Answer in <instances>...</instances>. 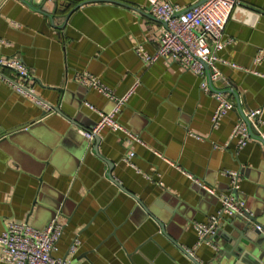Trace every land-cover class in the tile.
Instances as JSON below:
<instances>
[{
  "label": "crops",
  "instance_id": "obj_1",
  "mask_svg": "<svg viewBox=\"0 0 264 264\" xmlns=\"http://www.w3.org/2000/svg\"><path fill=\"white\" fill-rule=\"evenodd\" d=\"M163 1L186 10L202 0ZM239 1L214 83L238 100L223 94L236 107L213 128L217 101L199 76L136 55L138 46L149 55L159 47L161 27L148 14L149 0H0V39L8 43L0 45V60L20 58L44 102L58 106L61 89L68 98L63 115H44L0 79V131L14 133L0 142V234L11 222L42 230L56 215L64 230L54 256L76 264H194L179 247L206 264L220 251L212 240L199 243L195 225L217 215L220 203L194 179L230 195L225 172H236L246 208L255 210V195L264 196V147L249 141L240 148L232 138L239 105L246 116L262 109L264 121V0ZM0 73L21 82L10 69ZM83 74L119 96L133 90L117 119L140 143L109 129L98 144L80 135L99 119L87 104L105 113L114 106L81 84ZM140 203L160 215L174 211L170 233L179 247ZM229 220H222L219 242L232 231Z\"/></svg>",
  "mask_w": 264,
  "mask_h": 264
},
{
  "label": "built area",
  "instance_id": "obj_2",
  "mask_svg": "<svg viewBox=\"0 0 264 264\" xmlns=\"http://www.w3.org/2000/svg\"><path fill=\"white\" fill-rule=\"evenodd\" d=\"M240 5L239 0H206L200 5L184 10L167 1L149 0L148 14L161 27L159 47L154 55L147 54L142 46L136 47L135 53L146 64L164 59L179 65L185 72L199 76L202 79L201 89L209 91L207 70L210 72V79L213 84L220 80L221 73L217 68L218 53L224 50L228 44L225 37L226 25L235 8ZM0 45H8V43L0 39ZM0 67L14 71L21 79V82H17L0 73V79L5 80L14 92L39 106L45 113L53 111L50 105L35 94L34 86L30 83L32 80L30 70L20 58L2 59L0 60ZM80 82L84 86L98 91L114 104L109 113L87 104V107L96 113L99 119L91 130H81L83 137L90 144H93L95 138L104 129H109L113 132L126 134L130 143H140L141 140L138 136L130 133L117 119L133 90L128 94L119 96L89 74L81 75ZM213 97L217 101V108L212 123L213 128H218L221 120L229 112L235 110L236 106L223 94L214 93ZM262 113L263 110L258 109L247 115L256 129L264 127V121L261 119ZM232 138L238 140L240 148H243L249 141L259 143L250 137L248 127L242 118H239L234 126ZM134 156V152L129 153L125 161L129 163ZM225 175L231 179L233 190H239V174L225 172ZM194 181L208 194L216 197L220 203L217 215L210 217L207 223L195 225L199 243H209L210 239L221 228L224 217L231 218L242 215L248 210L244 201L234 198L231 194H218L199 180L194 179ZM63 230L64 226L56 219L42 230H38L28 223L11 222L0 234V260L7 264H72L54 256ZM77 245L78 240L76 239L70 248V252L74 253Z\"/></svg>",
  "mask_w": 264,
  "mask_h": 264
},
{
  "label": "water",
  "instance_id": "obj_3",
  "mask_svg": "<svg viewBox=\"0 0 264 264\" xmlns=\"http://www.w3.org/2000/svg\"><path fill=\"white\" fill-rule=\"evenodd\" d=\"M205 1L206 0H202L197 5H200ZM57 11H58V4L56 3L54 10L48 13L50 16H53L57 13ZM207 80L210 89L214 93L231 94L234 95L238 100V95L233 90L226 89L224 91H219L214 88V84L210 79L209 70H207ZM59 92L61 94V97L58 106H53L49 103L47 104L50 105L53 110L51 113L56 112L58 114L63 115L61 111V107L63 104L67 103L68 98L65 90L61 89L59 90ZM238 108L241 118L245 121L248 127L250 137L258 141L259 144L264 147V137H263L264 130L262 128L256 129V127L252 124V121L247 118L245 112L240 108V105ZM44 115H47V113L44 112ZM94 126L95 124L91 128L83 131L91 130ZM23 129L28 130L29 128L26 127ZM19 131L20 129L16 130L17 133H19ZM13 135H14L13 132H9L7 134L1 133L0 142L5 140L6 141L13 140ZM80 135L83 137L82 134ZM95 142L96 144H98L99 136L95 138ZM204 193L207 192L204 191ZM231 195L236 199L244 201L245 204L247 205L246 200L240 198L238 190H233ZM255 200H256L254 204L256 207L255 210L249 209L247 207L248 211L244 212L242 215L233 216L230 218L229 223L232 231L226 232V235L222 238V240L224 239V241L219 242V240H221L219 235L220 229L218 230L217 234L210 239L214 243H218L221 249L212 258H210V260L206 264H264V196L262 197L256 194ZM156 206L159 209L161 208L159 205ZM139 207L143 208L149 215L157 218V222L161 228V232L164 235L168 236L171 234L170 230L176 223V217H175L176 215L174 211L164 208L162 209L165 210L164 213L160 215V214H156V212L152 209L148 210L141 203ZM56 217L57 216L55 215L53 220L56 219ZM26 223H28V221ZM171 239L175 242V244H177L176 243L177 238L172 234H171ZM179 248L194 264H201L189 252L182 249L181 247ZM72 264H76V262H73Z\"/></svg>",
  "mask_w": 264,
  "mask_h": 264
}]
</instances>
